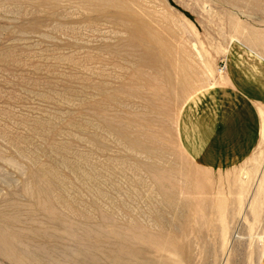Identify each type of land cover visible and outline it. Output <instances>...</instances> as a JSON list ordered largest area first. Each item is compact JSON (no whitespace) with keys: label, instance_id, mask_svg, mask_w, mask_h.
I'll list each match as a JSON object with an SVG mask.
<instances>
[{"label":"rangeland","instance_id":"rangeland-1","mask_svg":"<svg viewBox=\"0 0 264 264\" xmlns=\"http://www.w3.org/2000/svg\"><path fill=\"white\" fill-rule=\"evenodd\" d=\"M219 84L257 100L261 133L212 170L178 121ZM263 255L264 0H0V264Z\"/></svg>","mask_w":264,"mask_h":264},{"label":"crops","instance_id":"crops-1","mask_svg":"<svg viewBox=\"0 0 264 264\" xmlns=\"http://www.w3.org/2000/svg\"><path fill=\"white\" fill-rule=\"evenodd\" d=\"M260 133L257 100L235 84L204 90L184 105L178 121V140L184 152L196 164L212 170L246 159ZM260 264H264V255Z\"/></svg>","mask_w":264,"mask_h":264},{"label":"bare ground","instance_id":"bare-ground-1","mask_svg":"<svg viewBox=\"0 0 264 264\" xmlns=\"http://www.w3.org/2000/svg\"><path fill=\"white\" fill-rule=\"evenodd\" d=\"M152 41H153V39H152ZM154 46V45H153ZM199 198L202 200V198H203V195H199ZM132 236V235H131ZM140 240V239H139ZM170 240V239H169ZM168 244V243H167ZM166 246V245H165ZM127 247V246H126ZM131 247V246H130ZM168 247V246H167ZM131 249V248H130ZM130 249H128L127 250V252L128 253H130L132 256H135V257H137V255H136V253H134L133 252V250L131 251ZM174 250H176V249H174ZM121 251V250H120ZM137 251V250H136ZM141 252V251H140ZM121 254L123 253V252H120ZM125 253H126V251H125ZM142 256V255H141ZM135 264H147V263H145V262H139V263H135ZM160 264H170L169 262H162V263H160Z\"/></svg>","mask_w":264,"mask_h":264},{"label":"built area","instance_id":"built-area-1","mask_svg":"<svg viewBox=\"0 0 264 264\" xmlns=\"http://www.w3.org/2000/svg\"><path fill=\"white\" fill-rule=\"evenodd\" d=\"M223 70V69H222Z\"/></svg>","mask_w":264,"mask_h":264}]
</instances>
